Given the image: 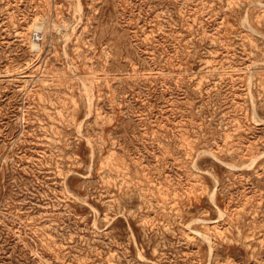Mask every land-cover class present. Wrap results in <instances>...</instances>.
Returning a JSON list of instances; mask_svg holds the SVG:
<instances>
[{
	"label": "rangeland",
	"instance_id": "374dc122",
	"mask_svg": "<svg viewBox=\"0 0 264 264\" xmlns=\"http://www.w3.org/2000/svg\"><path fill=\"white\" fill-rule=\"evenodd\" d=\"M0 264H264V0H0Z\"/></svg>",
	"mask_w": 264,
	"mask_h": 264
},
{
	"label": "bare ground",
	"instance_id": "6f19581e",
	"mask_svg": "<svg viewBox=\"0 0 264 264\" xmlns=\"http://www.w3.org/2000/svg\"><path fill=\"white\" fill-rule=\"evenodd\" d=\"M245 20V19H244ZM248 25V24H247Z\"/></svg>",
	"mask_w": 264,
	"mask_h": 264
}]
</instances>
